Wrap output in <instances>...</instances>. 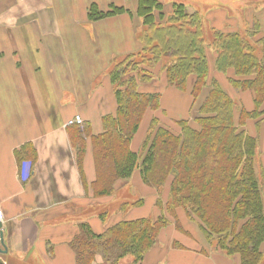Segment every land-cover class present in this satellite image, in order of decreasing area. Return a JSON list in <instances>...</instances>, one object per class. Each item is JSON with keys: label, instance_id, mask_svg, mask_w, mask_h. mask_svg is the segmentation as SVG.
Listing matches in <instances>:
<instances>
[{"label": "trees", "instance_id": "16d2710c", "mask_svg": "<svg viewBox=\"0 0 264 264\" xmlns=\"http://www.w3.org/2000/svg\"><path fill=\"white\" fill-rule=\"evenodd\" d=\"M170 4L171 11L162 0H138L134 10L114 3L106 9L90 4L91 21L135 13L143 26L139 51L147 52L131 53L126 63L116 62L109 70L117 109L103 117L101 133L92 135L87 124L83 129L72 125L70 135L78 166L82 173L85 142L91 137L97 170L92 184L95 197L113 194L116 184L130 181L136 170L145 184L158 190L170 182L166 209L180 230L184 229L176 210L184 208L210 247L230 256L239 255L241 264H264V197L256 165L258 139L245 129L247 120L264 119V36L256 23L245 28L248 37L241 26L226 31L210 27L205 31L200 11H189L190 6L184 2ZM206 32H210V38ZM207 51L216 55L217 71L233 70L229 83L236 90H252L253 110L234 99L218 76L210 78ZM164 57L172 60L164 66L168 84L189 89L193 97L191 115L176 121L178 132L153 117L141 151H134L131 142L145 112L158 110L161 99L159 91H141L139 81L151 80ZM140 63L144 65L140 71L136 67L131 69L137 73L130 71L131 64ZM34 154L27 144L17 150L19 161L30 156L35 159ZM136 203L141 204L142 199ZM158 203L162 205L160 199ZM169 222L161 213L157 218L121 220L97 233L83 221L70 245L77 264H96L98 255L107 264H118L126 256L141 263Z\"/></svg>", "mask_w": 264, "mask_h": 264}, {"label": "crops", "instance_id": "0c3cea01", "mask_svg": "<svg viewBox=\"0 0 264 264\" xmlns=\"http://www.w3.org/2000/svg\"><path fill=\"white\" fill-rule=\"evenodd\" d=\"M137 1L0 0V209L8 248L0 253L4 264L12 263L9 258L23 264H77L70 242L80 222L90 223L89 214L82 211L105 198L95 197L92 190L97 177L92 139L86 138L81 173L70 135L74 126L69 121L80 116L92 135L103 131V117L117 109L109 70L115 59L142 47L143 31L135 13L91 21L88 8L92 3L101 8L119 3L132 9ZM228 9L222 11L229 15ZM241 10L242 16H230L234 26L256 23L264 36V3ZM141 84L143 92H161L159 109L170 96L176 101L175 112L184 101L187 115L191 113L189 89L180 90L168 82L144 84L141 89ZM169 87L173 91H167ZM236 95L247 110L255 108L252 90ZM159 109L145 112L132 149L146 117H150L147 132L151 119L159 118ZM250 120L245 127L258 139L257 173L264 179L263 125L255 120L258 135ZM144 137L134 151L141 150ZM26 144L35 151V159L19 161L17 150ZM170 248L181 253L175 257L177 264H241L239 255L210 246L209 250L204 245L193 248L172 242Z\"/></svg>", "mask_w": 264, "mask_h": 264}, {"label": "rangeland", "instance_id": "374dc122", "mask_svg": "<svg viewBox=\"0 0 264 264\" xmlns=\"http://www.w3.org/2000/svg\"><path fill=\"white\" fill-rule=\"evenodd\" d=\"M162 1L167 3V10L169 11H171L172 9V5L170 4L172 1L184 2L185 4L190 6L188 9L189 11H194L195 9L200 11L199 14L201 15V20L203 22L205 31L210 30V27H212L213 29H219V30H225V31L228 29L236 28L234 26L235 25L234 20L230 19L231 17H229L224 11H222L223 9L226 8V6L229 8L228 9L229 15L242 16L241 9L245 8L246 6L248 5L255 6V5H260L264 3V0H243L239 3H237L234 0L233 4L230 2V0H227L225 2H221L220 0H162ZM116 5H122V4L116 3ZM136 5L134 7H131L129 5V7H131L132 9H135ZM108 7L109 6H107L106 8ZM106 8H102V9H106ZM225 21L227 24L223 23ZM246 27H249V23L247 21H246L245 27L241 28V31L242 33L245 34V36L248 37L247 32H245ZM262 32L263 31H260V34H263ZM206 33H207L206 37L210 38V32H206ZM139 52L145 53L147 51H143L142 49ZM207 52L209 54V65H210L209 68L212 74L210 78L211 77L214 78L215 76H218L220 82H222L224 85H227L229 89L232 91V95L235 97L234 99L238 100L241 103V101L239 100V97L236 95V93H239L240 90H236L229 83L230 82L229 79L234 74L233 70L230 71L231 70L230 69L227 71V73L217 71L216 70V60H215L216 55H214L213 53H210L209 51ZM258 54L259 56H261L260 52H258ZM127 59H131L130 54L124 55V56H121L115 59L111 67H113L115 63L119 61H124V63H126ZM163 59L164 60H162L161 64L158 63V65L155 67V74L150 76L151 80L141 81V82L139 81V85L143 83L141 84L142 86H140L141 89L145 88L144 84L146 85L159 84L161 86L167 82L164 66L166 65V63L168 64L172 60H171V57H164ZM142 66H144L142 65V63H140V65L131 64L130 69L132 67H136V68H139L138 70L140 71L142 69ZM130 71H134V70L131 69ZM134 73H137V71H134ZM167 91H173V88L169 87ZM174 103H176V101L174 102V99L170 96H168L166 100L163 101V105L166 108L164 107V108L159 109V113H160L159 120L162 125L171 127V129H173L175 132H178L179 127L176 121L178 119L189 117L191 113L187 115V111H185L184 109L186 107L185 105L186 103L184 101H181V104H183V106L181 105L182 107L179 108V111L175 112V109L172 107V104ZM241 105L244 106L243 103H241ZM252 109H254V106ZM252 109H249V110H252ZM149 120H150V117L147 116L145 122L142 124L137 136L134 139L133 149H137L140 142L142 141L145 135ZM250 122H251V128L254 130L256 127L255 119L250 120ZM259 123H262L263 125V135H264V119ZM78 125L81 129L87 126L85 125L84 121L82 122V124H78ZM256 129H257V134L259 135L258 127H256ZM148 130H149V127H148ZM147 132H146V135H147ZM262 148L264 150V143H263ZM262 152L260 153L261 161H262V155H263ZM263 160H264V157H263ZM256 164L258 166L257 162ZM259 179L264 189V179L262 178L261 175H259ZM169 188H170V182H167L165 186L162 189H160L161 191L155 187L145 184L141 179L139 170H136L135 173L133 174V178L130 181L126 183L121 182L120 184H118L116 188L117 189L116 192H114L111 195L104 196L105 198L104 200H100L99 202H96L91 207H87L84 211H82L83 213L86 212L89 214L91 226L94 229V231L97 233L104 232L108 227L114 225L115 223L120 222L121 220H131V219H136V218H141V217L157 218L161 213H165V215L168 217L170 222L160 232V235L158 236L156 244L147 252L144 260L141 263H134L131 256H126L125 258L121 259L118 264H164V263L165 264H177L178 260L175 259V257H177V255L181 253L178 250H175V249L172 250L170 248L172 242H173V245L181 246V242H182L183 244H186L193 248L199 245H204V248H207V249L209 248V245L207 244L205 237L202 231L200 230L197 222L187 216V212L184 210V208H178L176 210L178 218H179V223L182 225L184 231L180 230L176 226L175 218L166 209V202L168 201V198H169ZM139 199H142L141 204L136 203V201H138ZM159 199L162 201V205L158 203ZM174 239H176V241ZM174 253H177L176 256H174ZM96 259H97L96 264H107L104 262V259L99 255L97 256ZM9 261L12 262V263L9 262V264H14V263L23 264V262H17V261L14 262V260L10 258H9ZM36 264H39V263L37 262ZM40 264H43V263L40 262Z\"/></svg>", "mask_w": 264, "mask_h": 264}, {"label": "water", "instance_id": "95a60500", "mask_svg": "<svg viewBox=\"0 0 264 264\" xmlns=\"http://www.w3.org/2000/svg\"><path fill=\"white\" fill-rule=\"evenodd\" d=\"M8 252L7 245L5 243V235H4V225L3 222L0 221V253ZM0 264H4V262L0 259Z\"/></svg>", "mask_w": 264, "mask_h": 264}, {"label": "built area", "instance_id": "2783aa9c", "mask_svg": "<svg viewBox=\"0 0 264 264\" xmlns=\"http://www.w3.org/2000/svg\"><path fill=\"white\" fill-rule=\"evenodd\" d=\"M83 120L80 116H75L73 119L69 121V124H82ZM4 218V214L0 210V221L2 222Z\"/></svg>", "mask_w": 264, "mask_h": 264}]
</instances>
